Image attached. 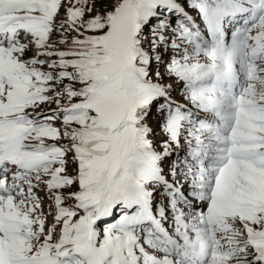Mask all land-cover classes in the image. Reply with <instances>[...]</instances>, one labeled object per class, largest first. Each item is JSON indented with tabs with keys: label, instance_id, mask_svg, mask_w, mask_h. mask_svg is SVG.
<instances>
[{
	"label": "snow or ice",
	"instance_id": "6c2138e0",
	"mask_svg": "<svg viewBox=\"0 0 264 264\" xmlns=\"http://www.w3.org/2000/svg\"><path fill=\"white\" fill-rule=\"evenodd\" d=\"M0 264H264V0H0Z\"/></svg>",
	"mask_w": 264,
	"mask_h": 264
},
{
	"label": "rangeland",
	"instance_id": "374dc122",
	"mask_svg": "<svg viewBox=\"0 0 264 264\" xmlns=\"http://www.w3.org/2000/svg\"><path fill=\"white\" fill-rule=\"evenodd\" d=\"M177 99H181L182 100V97L180 96H177ZM153 124H155V121H153ZM157 132H159V130L157 129ZM160 136H162V133H160L157 138H160Z\"/></svg>",
	"mask_w": 264,
	"mask_h": 264
}]
</instances>
